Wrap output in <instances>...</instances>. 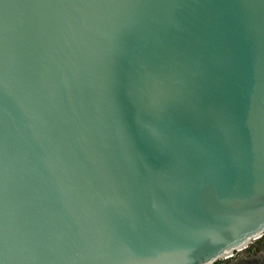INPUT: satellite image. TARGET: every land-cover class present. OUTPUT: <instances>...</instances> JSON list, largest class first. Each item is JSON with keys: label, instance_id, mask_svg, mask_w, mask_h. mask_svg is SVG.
I'll list each match as a JSON object with an SVG mask.
<instances>
[{"label": "water", "instance_id": "95a60500", "mask_svg": "<svg viewBox=\"0 0 264 264\" xmlns=\"http://www.w3.org/2000/svg\"><path fill=\"white\" fill-rule=\"evenodd\" d=\"M176 2L10 0L0 16L4 264H136L125 243L148 258L210 231L192 264H264V251L248 253L264 234V125L249 126L264 6Z\"/></svg>", "mask_w": 264, "mask_h": 264}, {"label": "snow or ice", "instance_id": "6c2138e0", "mask_svg": "<svg viewBox=\"0 0 264 264\" xmlns=\"http://www.w3.org/2000/svg\"><path fill=\"white\" fill-rule=\"evenodd\" d=\"M113 2H118L123 6L132 8H180L183 4L176 2V0H167V2H160V0H113ZM10 6V0H0V16L6 15V10ZM247 8H256L258 6H264V0H247L243 5ZM260 91V104H257V99L255 96L252 98V105L249 115V126L256 131L258 122L264 125V77L261 78L259 85ZM264 152V148H262ZM261 191H264V185L260 187ZM237 204L241 202H236ZM261 211H264L262 209ZM211 237V231L207 232L203 236L197 238L193 237L187 244L175 248H157L152 253L151 257H142L135 248L131 247L127 243L124 244L125 251L128 256L136 261V264H167L169 260L173 257H178L180 264H192V260L196 254V251L202 245V243L208 241ZM0 264H4V261L0 259Z\"/></svg>", "mask_w": 264, "mask_h": 264}, {"label": "flooded vegetation", "instance_id": "af4514ba", "mask_svg": "<svg viewBox=\"0 0 264 264\" xmlns=\"http://www.w3.org/2000/svg\"><path fill=\"white\" fill-rule=\"evenodd\" d=\"M263 251H264V234L260 238L254 240L250 244L248 253H249L250 256H255V255L260 254ZM236 255H238V253L235 254L234 257ZM231 259L232 258H230L228 260L221 259V260L216 261L214 264H227V263H229L231 261Z\"/></svg>", "mask_w": 264, "mask_h": 264}]
</instances>
